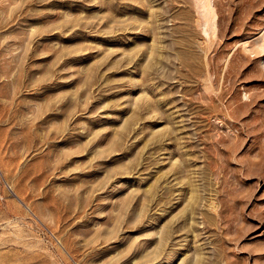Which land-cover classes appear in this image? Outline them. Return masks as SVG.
<instances>
[{
	"label": "rangeland",
	"instance_id": "rangeland-1",
	"mask_svg": "<svg viewBox=\"0 0 264 264\" xmlns=\"http://www.w3.org/2000/svg\"><path fill=\"white\" fill-rule=\"evenodd\" d=\"M208 2L0 0V264H264V0Z\"/></svg>",
	"mask_w": 264,
	"mask_h": 264
},
{
	"label": "bare ground",
	"instance_id": "bare-ground-1",
	"mask_svg": "<svg viewBox=\"0 0 264 264\" xmlns=\"http://www.w3.org/2000/svg\"><path fill=\"white\" fill-rule=\"evenodd\" d=\"M199 2H201V5L199 6L198 5V7H204L205 9H208L209 8V2H208V0H199ZM198 3V2H197ZM197 7V6H196ZM201 12V11H200ZM166 233V232H165ZM164 233V234H165ZM162 234V233H161ZM163 235V234H162ZM161 238H159V239H161L162 241L164 240V242H165V239H166V237H167V235H165V237L164 236H160ZM163 238H165V239H163ZM168 239V238H167ZM164 245H165V243H164ZM162 249H163V247H162ZM162 251V250H161ZM160 256V255H159ZM158 256V257H159ZM153 257V256H152ZM157 259V258H156ZM199 260V259H198ZM197 262V261H196ZM193 264H195V263H193Z\"/></svg>",
	"mask_w": 264,
	"mask_h": 264
}]
</instances>
